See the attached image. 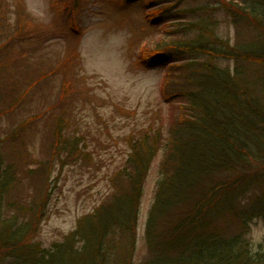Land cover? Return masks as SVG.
Masks as SVG:
<instances>
[{"label":"trees","instance_id":"16d2710c","mask_svg":"<svg viewBox=\"0 0 264 264\" xmlns=\"http://www.w3.org/2000/svg\"><path fill=\"white\" fill-rule=\"evenodd\" d=\"M133 1L137 0L120 3ZM196 1L142 0L148 24L162 35L155 44L152 40L138 43L137 64L151 67L161 60L166 68L161 97L169 105L168 135L164 138L160 126H150L140 131L139 139H129V170L123 171L127 180L123 191L119 193L121 185L112 180L115 194L82 217L76 230L60 244L47 249L34 244L36 233L23 225L17 228V211H26V207L10 201L16 198L14 184L23 182L21 178L31 180L39 189L48 187L51 183L44 181L50 178L49 163L37 162L29 176L17 174L16 179L15 161L32 163L25 151L24 138L28 136L14 132L8 140H0V264H131V255L137 250L142 185L159 148L163 159L144 229L148 249L144 264H264V242L254 252L249 239L250 224L264 216V47L260 51L249 48L248 44H254L250 37L238 36L232 42L230 37L224 40L217 34L220 25L242 24L251 33L257 32V39H263L264 0H230L226 6L217 5L219 9L209 8V0H205V5L189 7ZM71 2L76 7L77 0ZM69 3L52 0V8L67 12ZM73 12L67 13L74 32L66 28L72 37L80 35ZM16 23L18 35L2 47L8 51L12 40L23 38L25 32L20 18ZM46 66L52 68L46 62L36 65L32 82L27 69L20 76L24 85L9 76L10 85L0 90V98L8 97L12 103L2 106L0 115L10 114L13 106L24 108L31 88L54 74ZM25 78L31 83L26 85ZM14 83L19 84L16 90ZM65 86L60 101L67 98ZM60 109L52 116L58 129L47 133L50 150L63 151L61 169L67 163L91 167V153L79 144L83 138L61 134V127L71 118L68 109ZM11 139L15 146L3 153ZM19 144L23 152L18 150ZM17 193L22 203L30 201L25 192ZM33 197L31 202L35 203ZM7 202L6 207L13 211L14 206L15 212L5 221ZM123 250L128 251L125 257Z\"/></svg>","mask_w":264,"mask_h":264},{"label":"rangeland","instance_id":"374dc122","mask_svg":"<svg viewBox=\"0 0 264 264\" xmlns=\"http://www.w3.org/2000/svg\"><path fill=\"white\" fill-rule=\"evenodd\" d=\"M66 1L71 3L69 10L74 11L72 17L80 35L72 37L66 34L67 29L74 32L70 28V11H54L52 0H0V55H6L0 57V90L10 85L9 76L22 82L20 76L26 74L27 69L31 81L35 67L40 63L52 65V68L46 67L48 71L54 72L38 86L31 88L25 97L23 109L13 106L10 114L0 115V140L14 132L28 136H24L25 151L32 163L22 161L17 164L14 160L17 166L16 179L17 174L29 176L28 171L35 169L37 162L45 164L47 161L50 164L47 167L50 169V178L44 181L51 183L48 187L44 185L46 188L39 189L31 180L24 181L21 178L23 182L18 184L17 180L14 184L16 198L9 199L26 207V211H17V228L23 225L31 229L36 233L32 242L46 249L55 243L60 244L76 230L82 217L92 214L95 207L102 204L109 195L115 194L111 187L112 180L115 179V185H121L119 193L123 191V184L127 180L122 175L123 171L129 170L127 161L132 136L133 139H139L140 131L150 126H160L161 135L166 138L170 127L169 105L161 97L166 68L161 66V60L151 67L137 64L138 43L152 40L155 44L162 35L155 33L148 24L144 2L137 0L123 5L121 0H77L75 7L71 0ZM209 1V8L230 4V0ZM205 4V0H197L189 4V7ZM235 4L239 5L237 1ZM254 9L258 11V8ZM219 13L222 17V13ZM18 18L23 21L25 32L23 38L15 37L12 40L8 51V48L2 47L6 46L11 37L18 35ZM217 34L224 40L230 37L232 42L238 36L241 39L250 37V43L254 44H248L249 48L254 47L260 51L264 47V38L257 39L258 33H251L242 24L238 27L220 25ZM43 67L40 69L46 72ZM25 80L27 85V78ZM64 84L68 91L67 98L60 101ZM16 85L19 86L17 83L12 86L15 90ZM26 85L22 91L26 90ZM11 103L8 97L0 98V110L2 106ZM60 108L65 111L68 109V119L71 118L61 127V134L64 138L67 135L72 139L83 138L84 141L79 144L91 153V167L67 163L61 169L59 162H64L63 151L50 150L51 142L47 133L56 127L58 129L59 124H56L52 116ZM13 143L4 147L3 153L12 149L15 146ZM19 145L18 150L23 152L22 144ZM162 152V148H159L153 156L142 185L137 250L131 255V264H144L148 258L144 229L160 181ZM119 171L123 173L118 174ZM17 192H25L30 201L22 203ZM33 196L35 203L31 202ZM13 208V211L8 208L5 212V221L15 212ZM34 221L35 224L31 225ZM249 231L253 251L257 252L259 245L264 242V216L255 219ZM0 253L3 255L2 250ZM122 255L125 257L128 251L123 250Z\"/></svg>","mask_w":264,"mask_h":264}]
</instances>
